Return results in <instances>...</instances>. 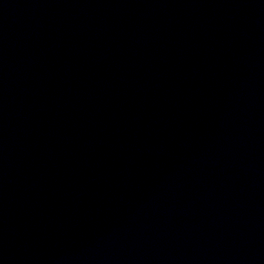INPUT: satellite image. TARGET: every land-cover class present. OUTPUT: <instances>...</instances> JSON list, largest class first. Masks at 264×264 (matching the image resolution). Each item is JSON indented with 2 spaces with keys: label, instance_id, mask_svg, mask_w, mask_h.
Wrapping results in <instances>:
<instances>
[{
  "label": "water",
  "instance_id": "obj_1",
  "mask_svg": "<svg viewBox=\"0 0 264 264\" xmlns=\"http://www.w3.org/2000/svg\"><path fill=\"white\" fill-rule=\"evenodd\" d=\"M0 264H264V0L3 212Z\"/></svg>",
  "mask_w": 264,
  "mask_h": 264
}]
</instances>
